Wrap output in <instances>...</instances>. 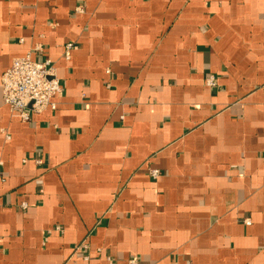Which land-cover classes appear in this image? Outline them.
<instances>
[{"label": "crops", "instance_id": "1", "mask_svg": "<svg viewBox=\"0 0 264 264\" xmlns=\"http://www.w3.org/2000/svg\"><path fill=\"white\" fill-rule=\"evenodd\" d=\"M37 45L62 90L23 122L1 77ZM108 256L264 264V0H0V264Z\"/></svg>", "mask_w": 264, "mask_h": 264}, {"label": "built area", "instance_id": "2", "mask_svg": "<svg viewBox=\"0 0 264 264\" xmlns=\"http://www.w3.org/2000/svg\"><path fill=\"white\" fill-rule=\"evenodd\" d=\"M76 10L78 12L82 11L80 7ZM75 48H77V45L72 42L65 45L64 58L66 60L71 58V51ZM41 50V46L37 45L27 55L15 58L11 67L1 77L4 103L8 105L12 115L23 122L30 121L35 113L47 109H56L57 103L54 98L62 90L55 62L47 57L41 60L35 58L36 51ZM107 72L111 73V69L108 68ZM216 80L214 75H209L205 78V83L214 88ZM5 136L6 139L10 138L7 133ZM149 174L153 179H157L161 176V171L150 168ZM27 206L25 202L21 204L23 209H26ZM245 222L249 224L250 220L246 219ZM87 250L88 245L84 243L78 245L74 253L81 252L83 259L88 260L90 256L87 254ZM107 260L113 264L112 257L108 256ZM137 262V258L129 259L130 264H137Z\"/></svg>", "mask_w": 264, "mask_h": 264}]
</instances>
